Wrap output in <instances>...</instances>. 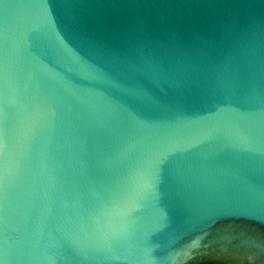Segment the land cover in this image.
<instances>
[{"label": "water", "instance_id": "obj_1", "mask_svg": "<svg viewBox=\"0 0 264 264\" xmlns=\"http://www.w3.org/2000/svg\"><path fill=\"white\" fill-rule=\"evenodd\" d=\"M0 264H264V0H0Z\"/></svg>", "mask_w": 264, "mask_h": 264}]
</instances>
